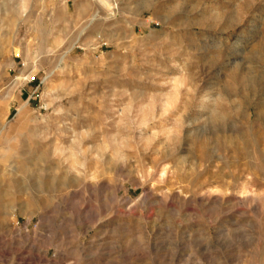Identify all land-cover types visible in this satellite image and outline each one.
<instances>
[{
	"label": "rangeland",
	"instance_id": "rangeland-1",
	"mask_svg": "<svg viewBox=\"0 0 264 264\" xmlns=\"http://www.w3.org/2000/svg\"><path fill=\"white\" fill-rule=\"evenodd\" d=\"M0 264H264V0H0Z\"/></svg>",
	"mask_w": 264,
	"mask_h": 264
},
{
	"label": "bare ground",
	"instance_id": "bare-ground-1",
	"mask_svg": "<svg viewBox=\"0 0 264 264\" xmlns=\"http://www.w3.org/2000/svg\"><path fill=\"white\" fill-rule=\"evenodd\" d=\"M94 18V17H93ZM48 77V76H47ZM47 77H46V79H47Z\"/></svg>",
	"mask_w": 264,
	"mask_h": 264
}]
</instances>
